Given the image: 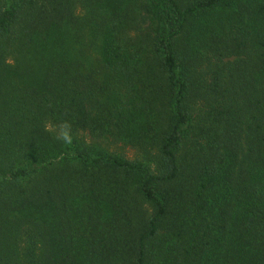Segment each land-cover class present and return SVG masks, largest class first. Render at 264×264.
<instances>
[{
  "label": "trees",
  "instance_id": "1",
  "mask_svg": "<svg viewBox=\"0 0 264 264\" xmlns=\"http://www.w3.org/2000/svg\"><path fill=\"white\" fill-rule=\"evenodd\" d=\"M0 264H264V0H0Z\"/></svg>",
  "mask_w": 264,
  "mask_h": 264
},
{
  "label": "rangeland",
  "instance_id": "2",
  "mask_svg": "<svg viewBox=\"0 0 264 264\" xmlns=\"http://www.w3.org/2000/svg\"><path fill=\"white\" fill-rule=\"evenodd\" d=\"M86 144H91L98 151H101L108 155H114L121 157L125 160H132L136 156V151L130 146L118 143L109 138L91 139V137H86Z\"/></svg>",
  "mask_w": 264,
  "mask_h": 264
}]
</instances>
